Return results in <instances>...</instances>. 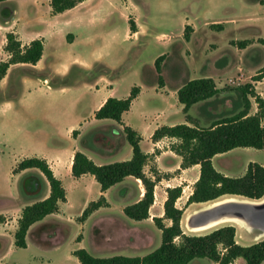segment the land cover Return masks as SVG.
I'll list each match as a JSON object with an SVG mask.
<instances>
[{
    "label": "crops",
    "instance_id": "crops-1",
    "mask_svg": "<svg viewBox=\"0 0 264 264\" xmlns=\"http://www.w3.org/2000/svg\"><path fill=\"white\" fill-rule=\"evenodd\" d=\"M42 1L44 0H9L0 3L2 12L10 13L12 17L5 19L2 16L0 31H3V35L14 33L22 47L28 46L32 40L42 39V58L32 68L38 72L49 71L42 82L34 77L22 76L19 79L21 93L17 101L0 95V140L5 147L6 135L10 131L19 134L21 141L28 147L29 156L26 158L44 159L53 175L62 182L66 192V201L59 204L58 212L32 225L27 234L40 231L50 220L58 223L62 208H65L75 213L69 220L75 226L76 233L91 226L95 247L100 251L98 248L108 244L107 239L115 237L113 235L119 228L128 232L136 229L140 234V226L154 225L152 219L155 215L151 214V208L155 204L157 186L154 189V203L149 210L150 218L141 222L133 221L138 227L129 226L123 210L138 202L144 190L138 185V194L131 196L128 191H123L121 200L116 204L112 200V191L118 184L101 192L99 184L91 175L79 178L72 176L74 154L81 152L98 166L130 160L132 148L127 141H123V128L128 126L140 135V148L149 156L148 161L180 162L181 157L170 148L177 143L175 139L164 138L153 142L152 136L160 127L188 124L183 106L177 99V92L186 81L211 79L219 91L215 97L189 109L187 115L199 128H208L214 121L231 118L244 110L238 87L251 84L264 102V78L253 81L264 69V0H230L228 8L223 10H219L216 0H206L208 8L203 12L206 16L200 33H197L192 23L196 17L181 9L174 21L181 25V29L190 28L187 39L184 38V31L183 35L179 32L175 37L151 34L162 50L173 47L176 39L181 44L172 54H159V57L163 56V60L158 69L155 63L146 65L135 62L139 52L134 49L142 37L150 35L151 30L146 29L139 17L142 7L132 0H83L73 9L57 15L51 14V0L46 1L47 7L42 14L39 9ZM27 5L34 9L33 18H27L24 13ZM120 18L127 21L128 30L124 33L117 29L116 24L112 25L115 19ZM130 20L136 27L135 32L130 31ZM24 21L33 22L42 30L29 34L23 41L20 26ZM100 24L108 26L100 32ZM65 25L70 27L68 31L62 28ZM5 42L4 37L3 48ZM117 49L123 50L124 58H114L112 52ZM131 52L132 61L125 63L126 55ZM82 53H88L89 56H82ZM4 55L5 61L8 55ZM13 66H10L7 75L0 80V92L10 86L9 72ZM98 68L100 69L97 70ZM133 87L139 88V94L130 109L122 115L120 124L112 120L94 119L95 112L108 98L126 99ZM249 101L247 116H252L257 113L258 107L253 98H249ZM14 117L20 119V123L11 122ZM261 126L264 127V118ZM104 129L106 131L103 132ZM117 153L118 158L115 156ZM211 161L216 171L230 178L232 176L227 168L221 166L220 161H246L241 172L243 176L249 163L264 161V149L236 148L215 155ZM214 161H219L220 168L214 166ZM19 162L13 166L12 174L18 180L26 176L36 177L40 189L35 194L17 192L10 196H0V200H6L0 205V216L4 218L0 223V249L5 232L9 229L12 231L8 244L11 248L14 246V233L22 209L44 200L50 192L48 183L44 182L40 173L33 171L35 169L14 174L13 170ZM257 164L264 167L263 163ZM182 172H192L196 177L195 183L199 176V166ZM129 179L133 178H126L123 182ZM133 181L135 184L141 183L139 180ZM165 195L166 192L161 195V207L153 211L158 217L162 216L160 213L163 212ZM101 196L108 205L80 221L89 204L96 202ZM119 214L125 217L117 216ZM13 215L15 218L11 220L10 216ZM78 236L80 240H76V245L81 249L84 237L83 234ZM47 240L44 237L38 243V247L45 252L49 247H54Z\"/></svg>",
    "mask_w": 264,
    "mask_h": 264
},
{
    "label": "trees",
    "instance_id": "trees-1",
    "mask_svg": "<svg viewBox=\"0 0 264 264\" xmlns=\"http://www.w3.org/2000/svg\"><path fill=\"white\" fill-rule=\"evenodd\" d=\"M9 0H0V3ZM83 0H51L52 15L61 14L71 10ZM3 13V12H2ZM10 19L11 14L2 15ZM130 31L135 32L136 27L130 20ZM213 28V26H212ZM189 27L184 29V38H188ZM3 51L8 59L0 61V80H2L13 65L35 66L43 55L44 45L42 39L32 40L28 46L22 47L17 36L9 32L5 35ZM163 56L155 61L158 69ZM264 78V69L253 78L259 81ZM244 110L231 118L214 121L208 128H199L193 119L187 115L189 109L200 102L207 101L218 94V90L211 79H197L186 81L177 92L178 102L183 106L188 124L163 126L157 129L152 141L157 142L164 138L175 139L176 144L170 148L172 152L181 157L180 169L186 170L199 166V176L193 185L192 193L187 198L186 205L213 204L223 197L239 198L260 201L264 198V167L257 163H249L245 174L239 178L227 177L212 165V158L236 148L264 149V127L261 120L264 118V102L255 93L251 84L237 88ZM139 88L133 87L126 99L108 98L94 114L96 120H112L120 124L122 115L127 112L133 100L139 94ZM249 98H253L258 111L252 116H247L250 108ZM123 132L126 141L132 148L130 160L98 166L86 155L76 152L72 161V176L79 178L91 175L99 184L101 192L121 183L126 178L139 180L144 193L141 199L123 210L126 218L141 222L150 218L149 210L154 203V189L161 182V178L154 175L150 178L145 173L149 160L140 148L141 137L132 128L125 126ZM76 132H73L75 137ZM35 169L49 185V196L42 201L27 205L22 209L17 229L14 233V247L25 249L26 235L32 225L42 221L45 217L55 214L59 204L66 201V192L62 182L51 171L48 163L41 158L23 159L13 170L14 174L21 171ZM29 184L23 193L35 194L39 192L40 183L36 177H28ZM182 186L168 187L166 199L163 203L162 217H153L152 221L161 233V244L153 252L143 257L114 256L111 258H96L85 249H77L72 253L79 264H189L195 259H208L215 264H237L242 260L244 264H261L264 262V239L249 246H242L236 242V228L225 225L203 235L186 234L181 227L183 211L176 207L177 200L181 197ZM225 198V199H228ZM216 201V202H215ZM213 202V203H211ZM103 196L92 202L84 210L80 221H84L99 208L106 207ZM208 205V204H207ZM191 219V218H190ZM189 219V220H190ZM189 220L186 222L190 229ZM168 221L169 225L164 224ZM3 217L0 216V223ZM80 236L77 237L79 242Z\"/></svg>",
    "mask_w": 264,
    "mask_h": 264
},
{
    "label": "rangeland",
    "instance_id": "rangeland-1",
    "mask_svg": "<svg viewBox=\"0 0 264 264\" xmlns=\"http://www.w3.org/2000/svg\"><path fill=\"white\" fill-rule=\"evenodd\" d=\"M44 0L41 2L39 7L41 13L43 14L46 10V2ZM134 3L138 4L142 7V12L139 14V17L142 20V24L146 27V29L151 30L150 37H142L140 41L137 43V47L134 49L138 51V57H136L135 62L137 64H146L153 65L155 61L160 56L159 54H172L174 50H178L181 46L178 40L176 39L175 44L171 48L160 49L158 44H156L154 40V35L151 34H167L170 37H175L179 32H182L184 28L181 29V25L174 21L177 17L176 14L181 12V9H184L183 12H189L190 16L196 17L195 20L192 21L194 26L196 27L197 33L202 31L203 19L206 15L203 12L206 10L207 2L206 0H132ZM230 0H216L217 6L219 10H223L228 8V3ZM197 4V5H196ZM187 8V10H185ZM49 9V8H48ZM3 8H0V19L2 18ZM24 13L27 18H33L34 9L33 7H29L27 5L24 8ZM193 17V18H194ZM47 19V18H45ZM144 19H147L146 21ZM116 24L117 29L122 31L123 33L128 30L127 21L125 18L115 19L112 22V25ZM99 31H103L107 28L108 25L100 24ZM66 31L70 29V27H62ZM42 28L39 25L33 24V22L24 21L20 26V32L22 33V39L25 41L29 34H33L35 32L41 31ZM5 35H3V31H0V61H4L5 53L3 52L2 40ZM175 40V39H174ZM133 50V51H134ZM132 53L128 56L126 55L125 63L132 61ZM46 54H48V50L46 49ZM82 56H89L88 53H82ZM114 58H124L123 50L117 49L115 52H112ZM47 57V56H46ZM98 68L97 70H99ZM10 73V86L0 92V95L9 96L12 100L17 101L18 96L21 93V87L19 85V79L24 77H34L36 80L39 79L40 82L44 77L48 76L49 71H35L30 65H15L11 68ZM11 122L14 124L20 123V119L13 118ZM106 131L105 129L103 132ZM12 133V135H11ZM6 143L5 147L2 146L0 140V196H10L13 193H23L24 188H27V185L30 181H28V177L21 178L18 180L15 175L12 174V168L16 162H19L26 157H28V147L27 144L21 141V137L16 132L10 131L8 135H6ZM124 143H126V139L124 138ZM119 153L115 156L118 158ZM115 158V157H114ZM221 166L227 168V172L232 176V178L241 177V172L243 165L246 164V161H220ZM255 163H263L264 161H254ZM181 161H148L145 167V173L148 177L153 178L154 175H157L162 180L157 185L156 190V198L155 204L151 208V214L155 215L153 217H158V214L154 213V209L161 207L162 198L161 195H164L165 190L168 187H176L182 186V194L181 197L176 202V207L183 211L181 227L183 231L187 234L192 235H203L211 232L212 230L219 228L225 225H232L236 228V242L243 246H249L251 244L260 242L262 239L256 240L255 236L257 231L253 233H248L245 230H241L236 227L234 224H224L217 226L215 228L209 229L203 232H190L187 230L186 222L187 217L193 212L200 208L206 207L207 204H191L186 205L187 198L192 193L194 180L196 177L192 172L184 173L183 170L180 169ZM214 166L216 168H220L219 161H214ZM196 169V168H195ZM219 170V169H218ZM39 174L37 170H33ZM44 182L46 183L45 178ZM143 189L142 184L136 183L133 179L126 180L122 184H118L114 190L112 191V200L116 203L118 200H121V193L123 191H128L129 196L137 195L139 187ZM69 188V185H67ZM166 197V195H165ZM225 198H220L216 201H223ZM3 201L5 199L0 200V205L4 204ZM215 201V202H216ZM213 203V202H211ZM117 204V203H116ZM62 214L60 215V220L58 223H52L53 220H50L48 224L44 226L40 231L36 233L27 234L26 243L27 247L25 249H19L14 246H9L8 239H10L11 231L6 230L4 241L2 242V247L0 249V264H79L75 257L72 256V251L77 250L78 246L76 245V238L78 235L83 234L84 241L82 243L81 249H85L88 253L96 258H111L114 256H126V257H143L154 250H156L161 244V233L155 225L148 227L146 225L140 226V234H138L136 229H133L132 233L127 230H123L119 228L116 231V234L109 237L111 239H107L108 244L102 246V248H98L102 253H98L95 247V239L92 235L91 226L86 227L82 232L76 233L75 226L70 224V217L74 216V211H70L68 209L62 208ZM163 215V212L161 213ZM122 217L123 215H117ZM2 217V216H1ZM125 217V216H123ZM162 217V216H161ZM15 218V215L10 216V219ZM126 218V217H125ZM128 219V218H126ZM4 220V218H3ZM130 225L133 224V221L130 219L127 220ZM164 224L169 225L168 221H164ZM140 225V224H139ZM109 229V226H106ZM150 229V231H148ZM0 229V234H1ZM48 239L47 241L53 245L54 247H49V250L45 252L38 247V243L42 242L43 238ZM134 237V238H133ZM146 237V238H145ZM146 239V240H144ZM133 241V242H132ZM110 242V243H109ZM56 245V246H55ZM237 264H244L242 260H238ZM189 264H215L208 259H195L191 261ZM261 264H264L262 262Z\"/></svg>",
    "mask_w": 264,
    "mask_h": 264
},
{
    "label": "bare ground",
    "instance_id": "bare-ground-1",
    "mask_svg": "<svg viewBox=\"0 0 264 264\" xmlns=\"http://www.w3.org/2000/svg\"><path fill=\"white\" fill-rule=\"evenodd\" d=\"M254 205H264V198L263 200L259 201V202H254V201H250V200H246V199H239V198H228L225 199L223 201H219L210 205H207L206 207L200 208L196 211H193L188 217H187V221L196 216L198 213L203 212V211H212L214 209H219V208H223V207H239V208H245L246 206H254ZM234 224L236 227H238L241 230H245L248 233H253L254 231H257V234L255 236L256 240L262 239L264 238V223H255L252 222V220L250 221H246L244 219H239V218H233V217H221L209 224H207L206 226L202 227V228H193L190 229L187 224V230L190 232H203V231H207L209 229L215 228L217 226L220 225H224V224Z\"/></svg>",
    "mask_w": 264,
    "mask_h": 264
},
{
    "label": "water",
    "instance_id": "water-1",
    "mask_svg": "<svg viewBox=\"0 0 264 264\" xmlns=\"http://www.w3.org/2000/svg\"><path fill=\"white\" fill-rule=\"evenodd\" d=\"M252 201V200H251ZM261 201V200H260ZM259 202V201H254ZM233 217L244 219L246 221L252 220L255 223H264V205L246 206L245 208L239 207H223L214 209L212 211H203L189 220V225L193 228H202L207 224L221 218Z\"/></svg>",
    "mask_w": 264,
    "mask_h": 264
}]
</instances>
